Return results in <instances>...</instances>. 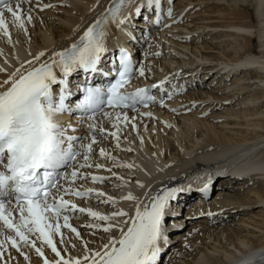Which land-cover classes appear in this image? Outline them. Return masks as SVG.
I'll return each instance as SVG.
<instances>
[{
  "label": "snow or ice",
  "instance_id": "6c2138e0",
  "mask_svg": "<svg viewBox=\"0 0 264 264\" xmlns=\"http://www.w3.org/2000/svg\"><path fill=\"white\" fill-rule=\"evenodd\" d=\"M171 2L172 0H169V3ZM132 3L133 0H112L67 48L52 51L47 59H42L46 56L45 51L39 52L32 60L25 61L27 67L21 65L10 73L7 79L0 82V236H3V239H0V260H4L5 250L10 246L27 261L29 256L23 248L28 247L35 249L43 258V264H53L44 258L42 249L31 239L38 234L37 239L55 253L57 259L54 264H81L80 259L63 258L53 240L54 235H61L62 227H71L67 213L78 209L77 205L70 204L63 196L85 195L78 190L62 186L60 179L67 180V174L62 176L59 170L70 165L74 169L92 167L89 163L92 144L96 143V133L103 134L105 130L98 128L95 123H89V137L73 136L69 132H75L76 129L70 125H61L57 117L79 111L85 114L88 121H94L96 113L106 104L113 112L104 115L109 120H112L114 115L116 122L113 127L118 128L121 119L128 121L127 114L117 111L118 109L135 111L138 104L147 107L149 103L156 102L147 88H136L132 92L121 90L126 88L137 71L139 76H145L144 67L138 66V63L134 64L131 54L125 49H118V60L111 61L110 68L101 67L102 58L107 53L110 28L113 25L121 28L127 24L131 17L124 16L123 9ZM98 6L97 3L94 7ZM144 7L145 5L137 6L136 15H140ZM146 7L154 10L156 23L159 24L163 11L162 0H146ZM21 12L19 0L15 5L11 0H0V30L5 35H8L5 15L10 14L14 23L23 27ZM167 15L171 17V8L168 9ZM27 19L30 22L31 16ZM2 71L4 69L0 68V72ZM80 73L85 75L86 84L89 74L104 77L111 75L114 82L109 81L104 86L89 84L87 87L77 84V92L83 93V98L72 103L70 97L74 93L70 78ZM165 82L161 81L160 85ZM159 103L164 106L163 99ZM141 115L151 116L150 113ZM163 123L171 127L167 122ZM132 127L135 129L134 123ZM110 135L117 139L119 146L117 133L112 132ZM84 139H88L89 143H80ZM100 156H106L103 149L100 150ZM78 158L84 162L73 165L72 162ZM119 166L132 167L127 164ZM95 167L99 169L102 166L96 164ZM70 175L74 179L88 178V174L77 170H73ZM91 179L97 182L104 178L91 176ZM211 183L212 177L209 175L202 191L206 193ZM137 185L145 188L140 181H137ZM183 190L167 188L155 194L146 191V203L140 197L128 193L123 199L137 201L133 214L121 209L105 216L95 211L78 209L80 212L87 211L89 216L98 220L112 221L102 229L110 234L108 241L99 250H89V255L83 258L84 264H158L161 244L168 243L164 229L167 208L170 202L177 198V193ZM188 190L192 191L191 186ZM87 192L91 193L92 190ZM96 195L106 196L105 193ZM110 201L115 202L111 197L102 202ZM61 217L63 224L59 222ZM71 230L76 232L75 228ZM113 230L118 231L119 235L112 236Z\"/></svg>",
  "mask_w": 264,
  "mask_h": 264
},
{
  "label": "bare ground",
  "instance_id": "6f19581e",
  "mask_svg": "<svg viewBox=\"0 0 264 264\" xmlns=\"http://www.w3.org/2000/svg\"><path fill=\"white\" fill-rule=\"evenodd\" d=\"M51 1L52 0H48V2ZM53 1H65L69 3V5L64 8L55 6L52 9H48L44 13L40 14L39 19L42 18L41 16L43 14L46 17L45 20L42 19L43 22L42 24H40V22L36 23L33 17L36 16L35 14H39L40 12L37 9L36 10L34 9L33 12L35 13L26 11L28 10L27 6L21 7L22 9L21 15L23 17V27H20L18 24L14 23V18L11 17L10 14L5 15L6 24H11L13 27L11 26L12 28L11 27L8 28V35L2 34L3 31L0 30V60L4 59L5 57H8V60H4V62L0 63V68L4 70H8V68H10L11 66L15 67L17 65L25 64V61L32 60V57H34L36 54H38L41 51H45V52L48 50L51 51L56 46L57 47L62 46L69 37H72L73 35L81 32L83 26H87L88 24H90V22H93L96 19V17H98L99 14L105 9L107 3H109L110 0H78V1L53 0ZM136 1L138 2V6L146 3V0H136ZM134 2L135 0H133L132 4H129L130 8L133 7ZM166 2L169 3V0H166ZM238 2L240 1L239 0L231 1L232 4ZM97 3L99 4V6L94 7L95 5H97ZM37 4L39 6H43L44 3L41 4L38 2ZM253 5L255 8L256 18L250 14L251 13L250 7L244 5L243 8H246L245 12L242 11L239 14H237L238 12L237 13L233 11L230 12L234 14V16L230 19V21L221 24L207 25V27L209 28L211 26L214 27L221 26L227 28L230 27L231 29L236 31L234 33L235 38H239V39L241 38V40L245 41L244 44L240 42L238 45L243 49L245 47H249V45L253 42V38L250 35L249 36L245 35V33L251 34L256 31L258 34L257 37L259 38L258 41L259 48L257 50V53H254L252 50L247 48L244 52L242 51V54L239 53L240 51L239 52L235 51L234 55L232 56L225 55L227 56V58L216 57V56L211 57L208 56L207 54H204L206 56L202 55L203 60H199L201 62H207L209 61V59H214L216 61L213 63H217L225 59L226 60L225 64L221 62L222 64L220 65L211 66L210 68L206 67V69H210V71H208L209 74L214 71L213 68L218 67L216 68L218 73L221 72V74H225L220 76L221 81L224 82H226L225 79L231 76V73L235 74L237 71H239L240 68L238 69L236 67H246L244 70L239 71V74L240 72L241 73L242 71L245 72L251 68H255V70H257L256 77L250 76L251 71H248L249 75L244 79V81H246L244 82V84L247 82H253L254 81L253 79H255L256 81L253 84L258 82V87H261L263 90L260 91V93L256 92L252 94L249 100L245 98L246 96L244 97L245 101L248 100L253 105L256 104V106L254 105L255 107L249 104L250 105L249 108L251 107L252 109V110L250 109L251 114L248 113L249 111L245 113L248 115L250 114L252 116L254 114L257 115L258 113L257 111H260L262 108H264V0H255V3ZM53 9H55V11L57 9H60L59 13L53 14V12H55L52 11ZM29 15L31 16L30 22L27 19ZM240 15H242L243 18H241ZM246 17L249 19H246ZM225 35L232 36L233 34L228 32L225 33ZM165 39H167V37H165ZM167 40L171 41L170 38ZM172 40L175 42L178 39H172ZM157 47L158 49H161V46H157ZM234 47L235 46H233V48ZM199 58L201 59V57ZM147 62H150V64H148L149 65L148 67L145 65L147 70L155 71L156 69H154L152 65V63L154 62L153 58L150 59L148 58ZM184 64L185 63L181 61V65L178 66L182 67V65L184 66ZM160 67L162 68V66ZM195 68L196 67L194 68L192 67V69ZM154 73L155 74L153 73L150 74L149 72L150 76L146 75V79H148V77L155 76L158 73V71ZM208 73H206V75H208ZM164 74L166 73H162L160 75H164ZM239 74L237 73V75ZM1 75L2 74L0 73V76ZM225 85H226L225 88H221L224 91L223 92L224 96L222 97L214 95L213 94L214 92L212 90H211L212 92L211 91L205 92V90L202 91V95L204 97L197 98L195 93L194 94L189 93L188 95L186 94V96L184 97L185 99L209 98L210 101H214L215 103H219L220 101H221L220 103H222L231 98L233 99L234 95L237 93L238 94L240 93V96L243 95L242 92L244 87H241L239 89L233 88L231 89V91H229V94H227L224 89H230L232 87V83L227 82ZM259 101H262L263 103H259ZM204 103L206 104V106L210 105V103L207 101L203 102V104ZM205 104L202 105L201 107L205 106ZM150 111L152 114L159 116V118L157 120H142L133 114L128 115L126 113L128 117V121L125 122L123 119H121L122 124H119L118 128L113 127V125L109 123L108 128L115 130L117 132V135H120L123 138V139H118L119 146H117V139L113 138L112 136L110 137L109 135L107 136L109 137L108 140L110 141H105L106 139H104L100 143V146L106 148L104 150V152L106 153V157L112 159L110 164H107V166L112 167L113 171H111V173L116 174L118 176V178L115 180L111 179L112 183L118 184V182L121 181L124 182L134 181V176L135 173L137 172L136 164H138L141 161V153L140 151H138L140 148L155 160L157 164V169H162V171L165 174H167V177H165L166 175L159 176L160 178L165 177L164 178L165 180L159 181L156 185H154L156 186V188L160 186V188H158L159 189L158 191L167 189L173 184L179 185L181 183H186V185L198 186L201 185L205 180H207L209 175H211V177L214 178L217 175L225 174L230 178H234L238 180H240L239 177L240 178L245 177V178H249L248 180H251L250 178H252V176L254 175L256 176L258 175L261 177L264 176V118L262 116L261 119L260 118H257L255 120L252 119L254 120L253 122L252 121L249 122L248 120L243 122L244 126L249 127L248 130H250V127L252 126L253 131L249 132L248 130L245 131L241 130V132L242 131L244 132L238 133L239 135H230V136L225 135V133L222 130L218 129L216 126H214V124H211L210 120L212 118L210 120H208V118L202 119L206 124H209L206 125V128L209 131V135H207L206 132L204 134H200L199 137L197 135L196 140H191L190 144H186V148H183V144H182V149H181L182 153L188 156V158L185 160L186 161L191 160L190 162L191 164L187 166L186 164H181L176 162L177 157L180 156L181 153L178 154V156L173 157L171 153L168 154L166 148L162 149L159 137L162 136V133L166 131V126L165 123L163 122H167L168 125H171L168 122H172L174 124V126L172 125L173 126L172 128H174V132L178 133V135L179 133L181 134L183 131H187L191 136L194 135V133H192L191 130L194 127L195 128L198 127V123L200 120L196 118L197 110L191 113H187V111L182 110L180 111L179 117H176V115L174 114L169 115L156 111L152 112V110ZM230 111L231 110H229L226 113H223L222 116H226L229 118L234 116L233 113H231ZM235 116H239V115H235ZM133 117L135 118L134 120ZM133 123L135 124V129H133L132 127ZM233 124L239 125L240 123L234 122ZM152 134H154V137H157L156 141L153 142L154 148H152V146L150 148V143L148 140V137H151ZM204 136H206V139L201 138ZM146 140H148V142H146ZM194 148L197 149L196 152H194ZM127 149H131V151H128ZM171 150H174V148H172ZM99 155L100 153H96L92 158H96ZM121 164L132 165V167H121L119 166ZM197 177H200V179H196ZM111 187H114L113 184H111L108 187L110 192L112 193L113 191L111 190ZM250 194L251 195L246 194L244 196L239 194L237 195L236 200L235 201L232 200L231 202H234L236 204V207H240L243 205H250L253 204L254 202H259L264 204V192L261 189L251 190ZM246 196L248 197L246 198ZM108 197H105L104 200H106ZM112 203L113 202L107 203L105 209L118 210L119 207H114ZM208 205L210 207L212 206L211 201H209L204 206L200 205L198 202L197 204L195 203V205L192 204L190 205V207L193 206L191 208L193 209V211L191 209L189 210L193 214H197L200 213L197 211L198 208H200L199 210H201L205 206H207L208 208ZM195 207L197 208L195 209ZM217 209L218 207L216 206V208L213 207V209L211 208L207 210L214 211ZM223 215H225L224 212ZM216 218L225 220L224 216H222L221 214H216L213 219ZM213 219L211 218L209 220V218H207V220L209 221H212ZM176 221L175 219H173L172 223ZM100 225L102 229L103 227H105V224H100ZM73 226L77 227L76 232H78V236L76 235V232L63 230L62 235H60L58 239L60 244V250L64 254H67V256L70 258L80 259L82 261L85 256L89 255V250L92 251L99 250L102 247V245L106 243L109 239L110 234L104 232L103 230L99 233H96V232H92L91 230H87L86 228H81L80 225L76 226L73 224ZM181 233L183 232H180L178 234ZM221 233H224V231H222ZM190 234H192V232H190ZM111 235L118 236L119 233L118 231L113 230L111 232ZM211 235L212 234H210V236ZM180 237L181 239H184L183 240L184 242L189 240V234L187 235V237L181 234ZM236 238L238 240L239 245L237 244V241L229 239L230 240L229 245H233L234 249L235 248L237 249L236 251L229 248L222 249L220 246H217L214 243L212 246L209 247L211 248L213 253H216L219 256L218 255L215 256L213 253L211 256H200L199 258H196V261H194V263L192 264H232V263L233 264H264V234L260 233L256 237L254 236V238L249 236L238 235ZM89 239L96 241V243L89 242ZM207 239L205 238L206 241ZM241 244H243L242 245L243 247L241 246ZM173 246L175 248V246H178V244H174ZM176 251H178V249H176ZM176 251L172 255L171 261L174 255L178 253ZM168 252L169 251L167 250L166 254H168ZM32 258L35 262H39L37 257L32 256ZM240 260H244V261L240 262ZM171 261H168L167 264H170ZM187 264H191V262Z\"/></svg>",
  "mask_w": 264,
  "mask_h": 264
},
{
  "label": "rangeland",
  "instance_id": "374dc122",
  "mask_svg": "<svg viewBox=\"0 0 264 264\" xmlns=\"http://www.w3.org/2000/svg\"><path fill=\"white\" fill-rule=\"evenodd\" d=\"M227 1L228 0H178V2H176L175 0L173 8L175 9V11L178 12V14H181L183 11L189 8V12L188 14H186L187 18L184 21L183 26H180L181 25L180 24L177 27L176 26L171 27V30L169 31L170 35L165 36L167 37V39L170 38L171 41L165 39L164 37V39L166 40V43L164 44V46L161 47L164 53L162 57L159 58V60L155 61L153 59L154 62L152 63V65H153V68L156 70L155 71L148 70L150 74L151 73L155 74L154 72L156 71L158 72L161 70L164 71L169 66L181 67V66H178V65H181V61L185 63L184 66L198 67L201 65L199 68H201V70H204L203 73H208V71H205L206 67L205 68L204 66L202 67V63L203 64L210 63L213 66H217V65L222 64L221 62L225 64L226 60L223 59L221 62H217V63H213L216 61L214 59H209V61L207 62L199 61V60H203L202 55L206 56L204 54H207L208 56H211V57L216 56V57H226L227 58V56L225 55L232 56L234 55L235 51H238V52L240 51L239 53L242 54V51L244 52L247 48L252 50L254 53H257V50L259 48L258 47L259 38L257 37L258 34L256 31L251 34L245 33V35L247 36L250 35L253 38V42L250 44L251 46L249 45V47H245L243 49L242 47H239L238 45L240 42L244 44L245 41L241 40V38L240 39L235 38L234 33L236 31H234L230 27L228 28L221 27V26H218V27L211 26L210 28L207 27V25L221 24V23L230 21V19L234 16V14L230 12L232 11L236 13L238 12L237 14H239L242 11L245 12L246 8H243L244 5L250 7L251 9L250 14L256 18L255 8L253 5L255 3V0H242V1L239 0L240 2L234 3V4L231 3L232 0H229L228 1L229 3ZM49 3L50 2H48V0H45V3L43 5L49 4ZM53 5L64 8V7H67L69 3L65 1H55L54 3H52L51 7H54ZM167 5H168V2H167ZM59 10L60 9H57L55 12H53V14L54 13L58 14ZM32 13H35V12H32ZM40 14L41 12L39 14H35L36 16H33V17L36 23L40 22V24H42L43 23L42 19L45 20L46 17L42 15L41 16L42 18L39 19ZM240 17L243 18L242 15H240ZM246 19H249V18L246 17ZM11 26H12L11 24H7L8 28ZM190 32H191V39L186 41L187 35ZM228 32L232 33L233 35L232 36L225 35V33H228ZM2 34L4 33L2 32ZM174 37H177V38H174ZM172 39H178V40L174 42ZM233 46H235L234 47L235 49L233 48ZM199 57H201V59ZM155 62L158 63V66H157V63ZM148 64H150V62H147V64L145 65L148 67L149 66ZM160 66H162V68ZM184 66L182 65V67ZM236 68L238 69L240 68L239 71H241V70H244L246 67H236ZM148 71L146 75L150 76ZM239 71H237L235 74L231 73V77L228 83L229 82L232 83V87L230 89H224V90L226 91L227 94H229V91H231V89L233 88L239 89L241 87H244L243 92H242L243 95L240 96V93L239 94L237 93L234 95L233 99L231 98L226 101L222 100L224 101L222 103H220L221 101L219 103H215L214 101H210L209 98H201L202 100L200 99L201 100L200 103L202 104L197 107L198 109L196 108L194 110V111L197 110L196 118L200 119L198 123V127L197 128L194 127L191 130V132L194 133V135L192 136L189 135L187 131H183L181 134L179 133L178 135V133L174 132V128H172L174 126L172 122H168L169 124H171V127H168L165 125L166 131L162 133V136L159 137L160 144L162 146V149L166 148V150L168 151V154L171 153L173 157L178 156V154L181 153L180 156L177 157V160H176L177 163L186 164L187 166L191 164L190 163L191 160L189 161L185 160L188 158V156L182 153V150H181L182 144H183V148H186V144H190L191 140H196L197 135L199 137L200 134H204L205 132L207 135H209V131L206 128V125H209V124H206L202 119L208 118V120H210L212 118L210 120L211 124H214V126L222 130L225 133V135L230 136V135H239L238 133H243L245 130L249 129V127H246L243 125V122L247 120L249 122L251 121L253 122L257 118H260V119L262 117L264 118V108H262L260 111H257L258 112L257 115L256 114H254L253 116L250 115L251 114L250 112L252 109L251 107L249 108V106L251 105L255 107L256 104H254L255 105L254 106L250 101H248L251 98L252 94L256 92L260 93V91H263L262 88L258 87V82L253 84L256 81L255 79H253L254 80L253 82H247L244 84V82H246L244 81V79L249 75L248 71H251L250 76L256 77L257 70H255V68H251L245 72L243 71L242 73L240 72V74H239ZM237 73L239 75H237ZM221 75H225V74H221L220 72V76ZM232 75H233V78H232ZM226 83H227V80L226 82L221 81L220 85L218 84L216 87H213L211 89L214 92L213 94L216 96H220V97L224 96L223 94L224 91L221 88H225ZM204 90L205 92L211 91L208 89H204ZM202 91H200L199 93L195 92L197 98L204 97L202 95ZM188 94L189 93H187V95ZM244 97L248 99L246 100L247 103ZM205 101L209 102L210 105L206 106V104L204 103L206 107L204 106V109L201 110V106L204 105L203 102ZM259 103H263V102L259 101ZM206 110H210V113H208L207 116H203V113ZM229 110H231L230 112L233 113L234 116L230 118L226 116H222L223 113H226ZM246 112L250 114L249 115L245 114ZM235 115H239V116H235ZM176 117H179V115H177ZM234 122H239L240 124L234 125L233 124ZM252 128L253 127L251 126L250 130L248 131L249 132L253 131ZM241 130H244V131L241 132ZM201 138L206 139V136L201 137ZM156 139L157 137H154V134H152L151 137H148L150 148L151 146L152 148H154L153 142H155ZM148 140H146V142H148ZM172 148H174V150H171ZM196 151L197 149L194 148V152ZM244 178L245 177L243 178L239 177L240 180H238V179L230 178L228 176L227 178L222 177V179H220L219 184L221 185V187L223 185L224 186L222 187V189L221 188L218 189L219 191H217L216 194H214L215 196L213 195L214 197L213 199L211 198L212 206L210 207L208 205V208L207 206L205 207L207 209H211V208L213 209V207L216 208L217 206L218 207L217 214H221L222 216H224L225 220L216 218L215 221H213L212 223H207L209 220H205V219L203 221H199L198 222L199 224L196 222L197 226L201 228H199L196 233L190 234L189 240H187L186 242L180 241L178 243H175V244H178V246L181 243L182 248L180 249V251H178V253L174 255L170 264H183V263L187 264L190 262L192 264L194 263V261H196V258H199L200 256H211L213 251L211 250L209 246H212L214 243L217 246H220L222 249L229 248V249L236 251L237 249L236 248L234 249L233 245H229V242H230L229 239L237 241V244L239 245L238 240L236 238L238 235L249 236V237L254 238V236L256 237L260 233L264 234V204L263 203L254 202L253 204H250V205H243L240 207H236V204L234 202H231L232 200L235 201L237 195L239 194H241L242 196L246 194L251 195L250 192L251 190H254V189H261L264 192V188H263L264 187V176L261 177L258 175L257 176L254 175L252 176V178H250L251 180H248L249 178H245V179ZM247 197L248 196H246V198ZM227 202H230V203H227ZM204 208H202L201 211H204L205 210ZM199 209L200 208H198V210ZM207 209L205 211H211ZM191 210L193 211V209ZM223 212L225 213V215H223ZM202 222H205V224H202ZM200 224L205 225V226H202ZM190 227H191L190 223L187 222L184 225H182L181 228L182 229L186 228L185 229L186 231ZM193 227L194 226H192V228ZM185 231L183 230L182 232H185ZM222 231H224V233H221ZM210 234L212 235L210 236ZM205 238L206 239L211 238V239L209 240L207 239L206 241ZM242 245L243 244H241V246ZM171 250L172 249H169V252H171ZM213 254L215 256L218 255L216 253H213Z\"/></svg>",
  "mask_w": 264,
  "mask_h": 264
}]
</instances>
